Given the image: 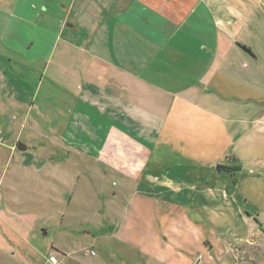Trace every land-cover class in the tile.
<instances>
[{
  "label": "crops",
  "instance_id": "obj_1",
  "mask_svg": "<svg viewBox=\"0 0 264 264\" xmlns=\"http://www.w3.org/2000/svg\"><path fill=\"white\" fill-rule=\"evenodd\" d=\"M64 10L54 29L46 0H0V126L10 132L0 161L24 159L22 129L46 79L50 100L55 88L66 94L49 130L65 164L103 163L147 194L179 191L187 173L208 178L264 132V0H69Z\"/></svg>",
  "mask_w": 264,
  "mask_h": 264
},
{
  "label": "rangeland",
  "instance_id": "obj_2",
  "mask_svg": "<svg viewBox=\"0 0 264 264\" xmlns=\"http://www.w3.org/2000/svg\"><path fill=\"white\" fill-rule=\"evenodd\" d=\"M68 3L46 0L54 5L45 20L51 28ZM51 87L46 79L22 129L24 159L0 161V264H46L50 256L61 264H264V132L249 133L233 149L238 162L229 157L208 178L187 173L179 191L147 194L103 163L65 164V148L49 130L67 99L59 87L52 92L60 98L50 100ZM6 137L0 126V160L9 154ZM223 165L238 169L218 171Z\"/></svg>",
  "mask_w": 264,
  "mask_h": 264
},
{
  "label": "built area",
  "instance_id": "obj_3",
  "mask_svg": "<svg viewBox=\"0 0 264 264\" xmlns=\"http://www.w3.org/2000/svg\"><path fill=\"white\" fill-rule=\"evenodd\" d=\"M46 264H61L59 259L55 256H50L48 259H47V263Z\"/></svg>",
  "mask_w": 264,
  "mask_h": 264
},
{
  "label": "trees",
  "instance_id": "obj_4",
  "mask_svg": "<svg viewBox=\"0 0 264 264\" xmlns=\"http://www.w3.org/2000/svg\"><path fill=\"white\" fill-rule=\"evenodd\" d=\"M235 169H238V167H237V165L234 167V166H230V167H228V166H222V170L224 171V170H227V171H233V170H235Z\"/></svg>",
  "mask_w": 264,
  "mask_h": 264
},
{
  "label": "water",
  "instance_id": "obj_5",
  "mask_svg": "<svg viewBox=\"0 0 264 264\" xmlns=\"http://www.w3.org/2000/svg\"><path fill=\"white\" fill-rule=\"evenodd\" d=\"M26 148H23V150H25ZM222 170V166H219L218 167V171H221Z\"/></svg>",
  "mask_w": 264,
  "mask_h": 264
},
{
  "label": "flooded vegetation",
  "instance_id": "obj_6",
  "mask_svg": "<svg viewBox=\"0 0 264 264\" xmlns=\"http://www.w3.org/2000/svg\"><path fill=\"white\" fill-rule=\"evenodd\" d=\"M27 149V148H26Z\"/></svg>",
  "mask_w": 264,
  "mask_h": 264
}]
</instances>
